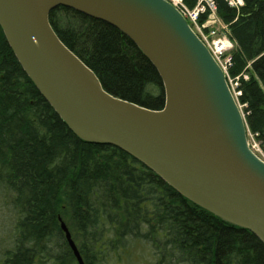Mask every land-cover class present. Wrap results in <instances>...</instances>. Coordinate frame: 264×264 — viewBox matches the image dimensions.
Masks as SVG:
<instances>
[{"label": "trees", "instance_id": "1", "mask_svg": "<svg viewBox=\"0 0 264 264\" xmlns=\"http://www.w3.org/2000/svg\"><path fill=\"white\" fill-rule=\"evenodd\" d=\"M242 1L216 4L234 46L229 76L239 77L247 129L264 148V0ZM49 22L110 95L164 108L157 71L119 30L63 7ZM0 192L17 215L16 251L5 264H78L60 220L84 264H123L138 243L155 264H264L253 233L191 203L120 149L80 141L26 76L1 27Z\"/></svg>", "mask_w": 264, "mask_h": 264}, {"label": "water", "instance_id": "2", "mask_svg": "<svg viewBox=\"0 0 264 264\" xmlns=\"http://www.w3.org/2000/svg\"><path fill=\"white\" fill-rule=\"evenodd\" d=\"M71 9L124 34L157 71L162 110L106 92L59 39L49 16ZM0 27L22 70L82 142L112 146L191 203L253 233L264 245V161L225 73L165 0H0ZM60 227L84 264L67 225Z\"/></svg>", "mask_w": 264, "mask_h": 264}, {"label": "rangeland", "instance_id": "3", "mask_svg": "<svg viewBox=\"0 0 264 264\" xmlns=\"http://www.w3.org/2000/svg\"><path fill=\"white\" fill-rule=\"evenodd\" d=\"M212 1L215 3L216 10L214 8L209 7ZM216 1L217 0H180L179 2H181V4L179 5L186 6L185 8L187 10L186 9L185 10L189 14H193L197 10L199 4H201L200 6L201 8L202 7L206 8V13L201 16L202 17L201 18L202 27H200L201 29H198L192 23L195 31L198 34H200V32L203 33L205 37L208 38L211 42H214V40H222L224 42H230L232 44L229 35L230 34L229 25H227L219 16ZM232 51L233 49L230 51V53ZM228 54H226V60L231 55L230 54L228 56ZM231 63H232V59H231ZM230 66H231L230 64H228L227 66L228 76H229V69L231 68ZM243 78L245 81L249 80V77L247 75H244ZM227 80L229 87L231 88V84H232L235 91H237V95L239 96V93H241L239 91V87H240L239 77L233 79L229 76ZM240 97H238V100ZM249 139L251 145L254 146L256 152L259 154L260 157L264 159V148L262 147L261 143L257 140L256 136H254L252 133L249 132ZM16 222H17L16 212L10 205V202L7 199V197H5V195L0 192V264H5L8 260H10L12 254L16 251V235L14 231ZM131 248L132 249L130 251L131 252L130 260L128 262H124L123 264H155V262L151 259L149 249L146 248L145 250L143 246H141V244L139 243L133 245V247ZM54 253L56 254V248L54 249ZM35 264H57V263L50 260L39 259ZM106 264H118V263L111 261Z\"/></svg>", "mask_w": 264, "mask_h": 264}, {"label": "built area", "instance_id": "4", "mask_svg": "<svg viewBox=\"0 0 264 264\" xmlns=\"http://www.w3.org/2000/svg\"><path fill=\"white\" fill-rule=\"evenodd\" d=\"M165 1H167L169 4H171L174 8H176L181 13V15L185 18V20L190 25L193 32L199 37V39L202 41V43L212 51V56H213L214 60L217 62V64L221 67V69L225 72V74L228 75L227 66H228V64H230L232 66L231 57L229 56L230 54H228V53H230V51L233 49V44H231L230 42H224L222 40H214V42H211L208 38L205 37V35L203 33L200 32V34H198L192 25V23H193L195 25V27H197L198 29H201L200 28V27H202V25H201V18L202 17L201 16L206 13V8L205 7L201 8L200 7L201 4H199L197 10L193 14H189L186 11L187 10L185 8L186 6L179 5V4H181V2H179L180 0H165ZM224 1L227 2L230 6L233 4L236 6H242L243 5V2L241 0H224ZM209 7L214 8L216 10V6H215V3L213 1L211 2V5ZM218 48H220V49H218ZM225 53L228 54V56H229V58L227 60H226V54ZM230 84H231V82H230ZM231 88H232V91H233V94H234L236 100L238 101V97L241 96V93H239V96H238L237 91H235L232 84H231ZM251 148L254 151V153L258 154L253 145H251Z\"/></svg>", "mask_w": 264, "mask_h": 264}, {"label": "bare ground", "instance_id": "5", "mask_svg": "<svg viewBox=\"0 0 264 264\" xmlns=\"http://www.w3.org/2000/svg\"><path fill=\"white\" fill-rule=\"evenodd\" d=\"M242 1V0H241ZM243 2V1H242ZM243 6V5H242ZM242 6H234V5H232L231 7H233V8H240V7H242ZM176 9V8H175ZM177 10V9H176ZM178 11V10H177ZM179 12V11H178ZM180 13V12H179ZM181 14V13H180ZM184 18V17H183ZM185 19V18H184ZM188 23V22H187ZM189 25V24H188ZM190 26V25H189ZM191 28V27H190ZM202 42V41H201ZM207 50L209 51V53L212 55V51L209 49V48H207ZM224 72V71H223ZM225 73V72H224ZM225 77H226V82H227V85L229 86V84H228V78H229V76L228 75H226L225 74ZM229 89L231 90V88L229 87ZM232 91V90H231ZM249 147H250V149L252 150V148H251V144H249ZM253 151V150H252ZM254 152V151H253Z\"/></svg>", "mask_w": 264, "mask_h": 264}]
</instances>
